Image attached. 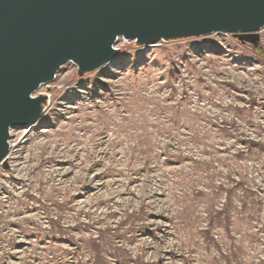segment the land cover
Here are the masks:
<instances>
[{"label":"rangeland","instance_id":"374dc122","mask_svg":"<svg viewBox=\"0 0 264 264\" xmlns=\"http://www.w3.org/2000/svg\"><path fill=\"white\" fill-rule=\"evenodd\" d=\"M114 48L82 78L64 64L10 130L0 264H264L258 54L220 33Z\"/></svg>","mask_w":264,"mask_h":264},{"label":"water","instance_id":"95a60500","mask_svg":"<svg viewBox=\"0 0 264 264\" xmlns=\"http://www.w3.org/2000/svg\"><path fill=\"white\" fill-rule=\"evenodd\" d=\"M264 0H0V164L8 168L9 132L34 124L47 104L33 95L66 63L79 78L136 46L230 35L256 48Z\"/></svg>","mask_w":264,"mask_h":264},{"label":"trees","instance_id":"16d2710c","mask_svg":"<svg viewBox=\"0 0 264 264\" xmlns=\"http://www.w3.org/2000/svg\"><path fill=\"white\" fill-rule=\"evenodd\" d=\"M252 49H253V51L255 53L258 54V56L260 57L262 63L264 64V52H263V50L261 48V45L258 44L256 48H252ZM182 214H184V213L182 212ZM135 230H140L141 232H143V231L145 232L146 227L145 226L137 227V228H135ZM70 241H73V239H70ZM96 258H97V256L93 257V259H92L95 262V264H97ZM135 260L137 261V259H135ZM130 261H131V258H129L128 260H125L123 263L124 264H129ZM80 263L81 262H77V264H80Z\"/></svg>","mask_w":264,"mask_h":264}]
</instances>
